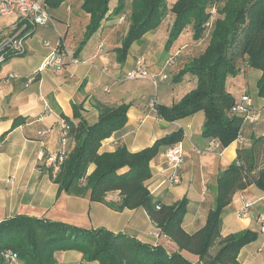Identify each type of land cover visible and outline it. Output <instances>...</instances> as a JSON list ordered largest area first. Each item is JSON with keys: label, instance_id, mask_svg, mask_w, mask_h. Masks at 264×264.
Listing matches in <instances>:
<instances>
[{"label": "crops", "instance_id": "obj_1", "mask_svg": "<svg viewBox=\"0 0 264 264\" xmlns=\"http://www.w3.org/2000/svg\"><path fill=\"white\" fill-rule=\"evenodd\" d=\"M175 1L166 0V3L170 7ZM116 2L110 0L109 11L100 28L76 57L72 55L84 36L89 15L81 9V0H66L57 8L49 9V22L37 26L26 36L22 55L13 56L0 65V221L26 215L83 229L103 228L145 244L161 245L167 252H173L176 250L174 243L161 235L153 236L157 231L144 209L117 212L103 203L91 202L88 195L57 194L58 187L51 181L48 169L60 149L63 116L76 123L72 118V105L80 104L82 117L93 124L98 118L96 103L128 104L125 126L102 141L101 153L113 152L119 145L130 152H138L157 139L182 130L179 183L172 187L167 185L171 171L163 154L168 146L150 161L151 178L146 184L153 198L162 204L170 205L187 198L182 227L189 234L204 226L207 212L214 206L219 172L235 160L237 149L250 148L254 137L264 135L261 129L264 122L256 127L247 122L242 143L234 141L226 148L209 149V139L201 135L203 112L174 122L159 118L155 105L170 107L195 88L193 76L184 75L177 83L172 79L184 64L205 49L208 38L194 41L192 30L188 28L167 48L173 20V15L168 13L156 29L130 46L126 59L120 62L116 48L120 47L129 26L130 0L125 11L115 15L112 9ZM15 19L0 18V40L4 39V43L17 32ZM183 35L187 36V41L181 40ZM61 47L76 62L70 63L65 58L57 69L38 71L42 61ZM195 50L198 54L191 56ZM140 57L144 58L149 73L158 79L157 83L148 79H125V73L134 68ZM162 74L166 79H160ZM258 78L259 75L256 81ZM246 81L239 77L227 81V89L237 101ZM251 103L256 111L253 100ZM13 122L17 124L13 126ZM257 129L261 134L255 132ZM92 169L93 166L90 171ZM241 197L250 205L246 215L239 213ZM105 200L118 202V193H108ZM263 211L264 192L249 185L233 194L221 215L223 237L244 229L258 232L257 240L240 250L237 259L241 264H264V234L259 232L258 224ZM181 254L191 262L198 260L184 251ZM55 259L56 264L82 263L77 251L57 252Z\"/></svg>", "mask_w": 264, "mask_h": 264}, {"label": "trees", "instance_id": "obj_2", "mask_svg": "<svg viewBox=\"0 0 264 264\" xmlns=\"http://www.w3.org/2000/svg\"><path fill=\"white\" fill-rule=\"evenodd\" d=\"M43 1L49 13V9L57 8L66 0ZM127 1L117 0L112 13H123ZM81 2L89 22L73 57L100 28L110 0ZM128 5L129 26L120 47L116 48L120 62L126 59L130 46L156 29L168 13L173 15V20L167 48L188 28L192 30V40L208 38L205 49L184 64L172 79L177 83L184 75L193 76L195 88L170 107L159 104L154 107L157 116L166 122L203 112L202 137L218 140L221 148L228 147L238 134H243L247 125L234 111L237 100L227 89L228 79L246 80V70L259 71L256 94L264 99V0H176L170 7L166 0H130ZM13 56L16 55L6 54L0 65ZM95 107L98 118L93 124L82 117L80 104L72 105V118L76 123L63 116L67 146L58 171L53 173L52 165L48 169L51 181L58 187L57 194L88 195L91 202L103 203L117 212L142 208L158 235L174 243L176 250L167 252L161 245L145 244L103 228L83 229L16 215L0 221V254L11 250L21 264H56L55 253L64 251L79 252L81 264H241L237 259L240 250L255 242L258 232L244 229L223 237L221 215L236 191L254 185L264 192V168L256 165L255 153L258 143H264V135L254 137L250 148L237 149L235 160L219 172L214 206L207 212L204 226L189 234L182 227L187 198L170 205L162 204L153 198L146 184L151 178L150 161L163 148L181 141L182 130L167 134L138 152L119 145L113 152L101 153L102 141L125 126L129 105L96 103ZM16 124L13 122V126ZM111 192L118 193V202H106L105 197ZM212 249H215L213 253ZM182 251L198 260L189 261ZM0 264H5L1 256Z\"/></svg>", "mask_w": 264, "mask_h": 264}, {"label": "built area", "instance_id": "obj_3", "mask_svg": "<svg viewBox=\"0 0 264 264\" xmlns=\"http://www.w3.org/2000/svg\"><path fill=\"white\" fill-rule=\"evenodd\" d=\"M14 17L16 18L17 32L13 35L0 49L4 52L0 54V62L3 61L4 55L12 53L16 56H20L25 52V39L26 36L33 31L37 26L44 25L50 21V16L47 10V6L43 0H0V18ZM210 22L206 25L209 26ZM48 45V43L46 44ZM2 50V51H3ZM8 52V53H7ZM65 58L68 62L75 63L76 60L65 51L62 47L55 49L51 52L41 63L38 71L42 70H54L59 68ZM160 79H166V75L159 76ZM126 80L136 79H148L153 83L156 82V76L149 73L145 60L143 57L137 59L134 68L125 73ZM234 111L238 115L242 116L244 120L250 124L258 120V113L253 109L251 99L248 95L242 94L238 101L234 105ZM66 124L63 121L61 125V132L59 136V155L53 159L52 169L53 173L58 171V166L63 158L65 149L67 146L66 139ZM237 143L245 141L243 134H238L236 140ZM209 149L221 147L218 140L211 139L208 143ZM167 168L171 171L167 181L169 187L175 186L180 181V168L183 158V147L180 142H177L169 146L163 154ZM249 203L241 197V207L239 210L240 215H246L249 210ZM259 232L264 234V211L258 219ZM153 236L157 238L158 233H154ZM5 264H18V257L16 253L11 250H6L0 254Z\"/></svg>", "mask_w": 264, "mask_h": 264}, {"label": "rangeland", "instance_id": "obj_4", "mask_svg": "<svg viewBox=\"0 0 264 264\" xmlns=\"http://www.w3.org/2000/svg\"><path fill=\"white\" fill-rule=\"evenodd\" d=\"M169 5H170V3H169ZM16 21L17 20L15 19V23H16ZM3 40L2 39L0 40V48L2 46H4V44L7 42L6 41L4 43ZM181 40L187 41V36L183 35L181 37ZM2 50L3 49H0V54L3 52ZM8 54H12V53H8ZM197 54H198V51L195 50L190 55L194 56ZM3 55L5 57L6 54H3ZM3 60H4V58H3ZM250 72H251V74H249ZM250 72H247V70H246V72L244 74V77L247 81L245 83L246 86H244V88L241 89L242 90L241 94L248 95L250 97V99L253 100V102H254V107L257 109L256 112L258 113V120L256 122L252 123V125H253V127H256V126H258V124L261 123V121L264 122V102H262V99L256 95L255 81H256V78L258 77V75L260 76V72L257 70H254V69H252ZM157 80L158 79H156V83H157ZM234 94H236V93L234 92ZM261 129H264V125H263V128H261ZM255 132H257V134H261V131H259L258 129ZM255 153H256V165L258 166V168H264V143L263 142L258 143V145L256 146V152ZM214 251H215V249H212V253Z\"/></svg>", "mask_w": 264, "mask_h": 264}]
</instances>
